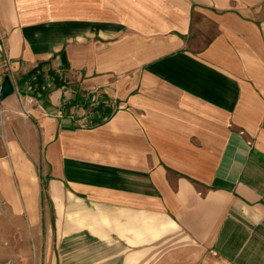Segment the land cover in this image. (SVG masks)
Segmentation results:
<instances>
[{
  "label": "crops",
  "instance_id": "crops-1",
  "mask_svg": "<svg viewBox=\"0 0 264 264\" xmlns=\"http://www.w3.org/2000/svg\"><path fill=\"white\" fill-rule=\"evenodd\" d=\"M6 75L13 165L43 163L58 238L92 264H264V0H0Z\"/></svg>",
  "mask_w": 264,
  "mask_h": 264
},
{
  "label": "rangeland",
  "instance_id": "rangeland-1",
  "mask_svg": "<svg viewBox=\"0 0 264 264\" xmlns=\"http://www.w3.org/2000/svg\"><path fill=\"white\" fill-rule=\"evenodd\" d=\"M127 33L128 28L124 27V39ZM167 33L166 27L160 23V42L163 39L167 41V44L163 45L162 42L159 45V53L163 56L178 47L176 42L170 45ZM183 35V39L188 42L198 38L200 33L191 29ZM124 39L112 40V48L119 44L124 45ZM74 113L78 120L82 119L80 121L84 122L86 112ZM8 152L7 141L0 131V264H92V261L94 263V256L97 257L98 254L87 252V246H78L65 236L58 238V223L60 227L62 223L65 225L70 221H56L54 192L49 184L50 176L42 170L43 163H36L33 173L24 170L21 174L13 165V158ZM28 198L31 200L34 198L37 203L35 221L29 219V213L24 206ZM134 256L135 254L130 253L128 259ZM149 257L150 254H147L146 258L143 257V262L140 260L138 264L148 261ZM102 259L104 260L103 257ZM102 259L99 264H103ZM106 259L109 260L110 257L106 256Z\"/></svg>",
  "mask_w": 264,
  "mask_h": 264
},
{
  "label": "trees",
  "instance_id": "trees-1",
  "mask_svg": "<svg viewBox=\"0 0 264 264\" xmlns=\"http://www.w3.org/2000/svg\"><path fill=\"white\" fill-rule=\"evenodd\" d=\"M26 78H29L27 79V81L30 80L29 84H31L32 87L36 86V91H35L36 96L43 98L45 94L49 91L44 88V75L41 72L39 73V70H33ZM25 83L26 81L23 82L24 86H25ZM105 118L107 117L105 116Z\"/></svg>",
  "mask_w": 264,
  "mask_h": 264
},
{
  "label": "water",
  "instance_id": "water-1",
  "mask_svg": "<svg viewBox=\"0 0 264 264\" xmlns=\"http://www.w3.org/2000/svg\"><path fill=\"white\" fill-rule=\"evenodd\" d=\"M15 86L11 80L10 75H6L4 77L1 89H0V99L9 96L10 94L14 93Z\"/></svg>",
  "mask_w": 264,
  "mask_h": 264
},
{
  "label": "built area",
  "instance_id": "built-area-1",
  "mask_svg": "<svg viewBox=\"0 0 264 264\" xmlns=\"http://www.w3.org/2000/svg\"><path fill=\"white\" fill-rule=\"evenodd\" d=\"M54 86V79L51 77L48 80H46V82L44 83V88L47 90H50L51 88H53ZM36 91V86L32 87L31 84H29V82H27L24 86V93L28 96H32L33 94H35ZM86 124L83 123V126H85Z\"/></svg>",
  "mask_w": 264,
  "mask_h": 264
}]
</instances>
